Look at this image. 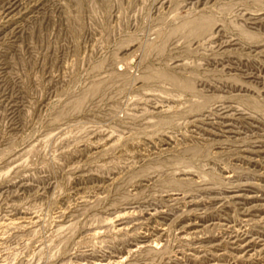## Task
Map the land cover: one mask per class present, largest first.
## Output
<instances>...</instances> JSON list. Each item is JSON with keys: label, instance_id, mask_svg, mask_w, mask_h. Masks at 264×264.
<instances>
[{"label": "rangeland", "instance_id": "obj_1", "mask_svg": "<svg viewBox=\"0 0 264 264\" xmlns=\"http://www.w3.org/2000/svg\"><path fill=\"white\" fill-rule=\"evenodd\" d=\"M97 263L264 264V0H0V264Z\"/></svg>", "mask_w": 264, "mask_h": 264}, {"label": "bare ground", "instance_id": "obj_2", "mask_svg": "<svg viewBox=\"0 0 264 264\" xmlns=\"http://www.w3.org/2000/svg\"><path fill=\"white\" fill-rule=\"evenodd\" d=\"M3 12V11H2ZM205 18V17H204ZM193 22V21H192ZM191 22V23H192ZM190 24V23H189ZM191 25V24H190ZM179 26V25H178ZM211 26H212V23H211V20L209 21V20H207V19H198V20H195L194 22H193V24H192V26H191V31H192V33H193V36H194V34L196 33V32H206L209 28H211ZM185 27V26H184ZM182 28V27H181ZM213 28V27H212ZM176 31L178 32V31H180L181 29L180 28H177L176 27ZM176 32V33H177ZM190 32V31H189ZM195 32V33H194ZM172 33V32H171ZM170 33V34H171ZM174 34V33H173ZM199 35V34H198ZM190 36H192V35H190ZM229 55V54H228ZM159 74V73H158ZM156 76V75H155ZM161 76V75H160ZM148 78V77H147ZM146 78V79H147ZM168 78V77H167ZM149 79V78H148ZM168 80H170V81H172L174 84H176V86L177 87H179V88H185L186 87V85H182L180 82H178V81H176L175 79H172V78H170V79H168ZM179 80V79H178ZM180 89V90H181ZM189 89V88H188ZM179 90V91H180ZM189 92V91H188ZM196 103V102H195ZM235 115V114H234ZM211 119V118H210ZM176 182V181H175ZM181 183V182H180ZM167 186V185H166ZM175 200V199H174ZM156 211V210H155ZM124 216V215H123ZM126 216V215H125ZM118 218H121L120 216L118 217ZM117 218V219H118ZM116 221V220H115ZM160 245V244H159ZM156 248V247H155ZM127 255V254H126ZM98 264V263H97ZM100 264V263H99Z\"/></svg>", "mask_w": 264, "mask_h": 264}]
</instances>
